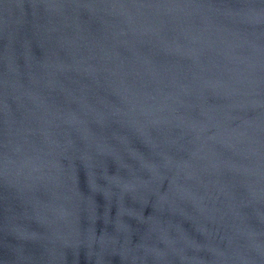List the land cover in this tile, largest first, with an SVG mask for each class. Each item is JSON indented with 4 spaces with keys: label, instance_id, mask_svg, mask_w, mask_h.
<instances>
[{
    "label": "water",
    "instance_id": "water-1",
    "mask_svg": "<svg viewBox=\"0 0 264 264\" xmlns=\"http://www.w3.org/2000/svg\"><path fill=\"white\" fill-rule=\"evenodd\" d=\"M0 264H264V0H0Z\"/></svg>",
    "mask_w": 264,
    "mask_h": 264
}]
</instances>
